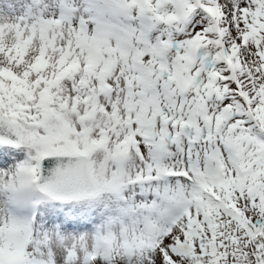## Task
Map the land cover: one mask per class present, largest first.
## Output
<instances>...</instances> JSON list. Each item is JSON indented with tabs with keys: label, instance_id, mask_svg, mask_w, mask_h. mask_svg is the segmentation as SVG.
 Instances as JSON below:
<instances>
[{
	"label": "snow or ice",
	"instance_id": "obj_1",
	"mask_svg": "<svg viewBox=\"0 0 264 264\" xmlns=\"http://www.w3.org/2000/svg\"><path fill=\"white\" fill-rule=\"evenodd\" d=\"M0 264H264V0H0Z\"/></svg>",
	"mask_w": 264,
	"mask_h": 264
}]
</instances>
